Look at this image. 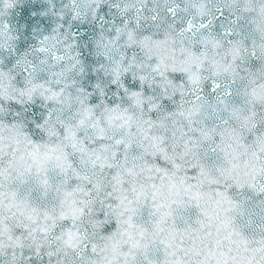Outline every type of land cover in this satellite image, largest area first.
Here are the masks:
<instances>
[{
	"label": "snow or ice",
	"instance_id": "obj_1",
	"mask_svg": "<svg viewBox=\"0 0 264 264\" xmlns=\"http://www.w3.org/2000/svg\"><path fill=\"white\" fill-rule=\"evenodd\" d=\"M0 264H264V0H0Z\"/></svg>",
	"mask_w": 264,
	"mask_h": 264
}]
</instances>
